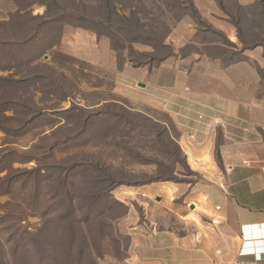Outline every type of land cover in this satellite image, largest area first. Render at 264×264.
<instances>
[{
	"label": "rangeland",
	"instance_id": "rangeland-1",
	"mask_svg": "<svg viewBox=\"0 0 264 264\" xmlns=\"http://www.w3.org/2000/svg\"><path fill=\"white\" fill-rule=\"evenodd\" d=\"M41 1L59 23L0 49V264H123L133 246L124 202L135 198L146 232L171 231L172 215H145L139 201L203 178L177 146L168 111L135 108L111 75L56 46L69 23L94 26L120 62L158 66L172 54L171 28L192 10L186 0H112L111 9L104 0H57L62 9L33 0ZM28 17L0 23V36L27 40L38 26ZM108 17L111 24L93 23ZM149 188V197L120 195Z\"/></svg>",
	"mask_w": 264,
	"mask_h": 264
},
{
	"label": "crops",
	"instance_id": "crops-1",
	"mask_svg": "<svg viewBox=\"0 0 264 264\" xmlns=\"http://www.w3.org/2000/svg\"><path fill=\"white\" fill-rule=\"evenodd\" d=\"M192 3L200 21L186 14L173 25L172 54L158 66L120 62L94 26L69 23L56 49L111 75L116 93L135 108L168 111L189 165L203 178L190 189L163 187L168 197L155 203L138 200L145 215H172L171 231L146 232L135 198L124 202L133 246L123 264H264V9L260 0ZM48 8L0 0V23L45 17Z\"/></svg>",
	"mask_w": 264,
	"mask_h": 264
},
{
	"label": "trees",
	"instance_id": "trees-1",
	"mask_svg": "<svg viewBox=\"0 0 264 264\" xmlns=\"http://www.w3.org/2000/svg\"><path fill=\"white\" fill-rule=\"evenodd\" d=\"M46 1H48V0H46ZM52 1V3L54 4V5H52L53 7H56V8H59V9H62V7L58 4V2H57V0H51ZM188 2V6H189V8H191V10H192V13H191V15L197 20V21H200V17H199V15H198V12L196 11V9L194 8V5H193V3H192V0H186V3ZM47 4H48V14L45 16V17H40V18H33V19H36V21L38 22V26H37V28L34 30V33L33 32H31V34H29V36H26V38L27 37H29L27 40H25V41H23V42H17L16 41V39H8V38H3V37H1L0 36V49H12V48H14L15 46H18V45H20V46H22V45H26V44H28V43H30V42H34L35 41V39H38L39 37H42V36H44L46 33H47V31H48V29H49V25H53V24H55V23H59V21H58V18L56 17V16H54V15H52L51 17H50V14H51V6H50V4H49V2H46ZM104 3L106 4V6L107 7H109L110 9L113 7V3H112V0H104ZM260 4H261V6H262V8L264 9V0H260ZM111 13V12H110ZM25 18H26V16H25ZM32 18H29L28 17V19H29V21H31L32 20ZM107 22L108 23H110L111 24V22H112V19L110 18V17H108V18H106V19H104V20H96V19H93V23H96V24H98V25H103V26H105L106 24H107ZM30 27H25L24 29L26 30V29H29ZM18 30H21L20 28L18 29ZM23 32V31H22ZM39 32V33H38ZM38 33V36H36V34ZM97 33L99 34V35H102V36H104L105 34H103V33H101L100 32V30L98 29L97 30ZM31 36V37H30ZM35 38V39H34ZM28 46V45H27ZM8 61V60H7ZM134 65H136V66H145V65H150V64H143V63H141V64H138V63H136V62H133V61H131ZM151 66V65H150ZM153 67V66H152ZM10 69H12L11 67L10 68H7V69H4V70H10ZM39 112H42V111H39ZM36 114L37 115H39V113H37L36 112ZM178 138H179V136H178ZM178 138H177V142H178ZM178 144H179V142H178ZM179 148H180V151L182 152V149H181V147H180V144L179 145H177ZM54 147V146H53ZM184 153V152H183Z\"/></svg>",
	"mask_w": 264,
	"mask_h": 264
}]
</instances>
